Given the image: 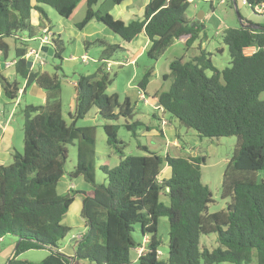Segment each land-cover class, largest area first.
<instances>
[{
  "label": "trees",
  "instance_id": "obj_1",
  "mask_svg": "<svg viewBox=\"0 0 264 264\" xmlns=\"http://www.w3.org/2000/svg\"><path fill=\"white\" fill-rule=\"evenodd\" d=\"M81 1L0 0V53L5 57L13 44L17 77L26 81L25 87L35 84L46 95L42 106L22 109V152L13 151L11 163L0 165V240L17 239L6 264H76L79 260L93 264H132L133 260L136 264H252L253 258L255 264H264V179H256V173L264 171V101L258 98L264 92V32L225 28L221 40L230 58L227 68L217 70L209 54L201 50L190 61L174 59L163 76L169 81L167 91L154 95L162 114L200 139H236L221 189L225 208L209 214L212 197L201 183L200 173L204 157L159 156L142 145L137 149L145 155H125L124 143L117 138L118 126L107 123L124 119L121 126L132 136L141 128L151 131L138 120H127L133 113L127 98L119 103L115 94H106L112 84L107 64L117 53L126 54L124 48L100 40L84 43L86 50L93 45L101 52L94 73L78 76L70 126L62 116L60 78L28 67V41L36 37L31 13L36 11L40 21L48 23L40 8L45 5L69 19ZM109 1L120 5L126 0ZM98 3L85 0V15L75 23L76 29L95 22L126 44L143 34L150 43L146 57L154 62L173 41L189 47L200 32L197 25L189 26L187 0H149L142 17L128 22L95 9ZM245 5L251 10L264 8V0H245ZM52 45L53 58L60 60L58 41L52 38ZM251 46L258 51L244 56L242 50ZM54 69L60 71V66ZM150 76L146 72L137 83L141 94ZM0 86L9 100H15L17 82H9L0 72ZM92 108L105 122L102 130L107 147L119 159L114 168L101 166L103 184L94 180L95 129L75 127ZM159 134L162 136L160 129ZM67 145L76 148L69 176L82 177L91 186L88 192L56 193L65 174ZM163 164L169 169L167 179H160ZM76 195H81L84 229L73 243L72 256L67 257L60 253V243L73 230L62 221ZM161 196L167 198V205L160 201ZM162 217L168 221L165 257L157 254V225ZM202 238H213L216 247L207 249L200 243ZM141 248L143 252L133 258L131 253ZM30 250H47L48 255L36 263L17 258Z\"/></svg>",
  "mask_w": 264,
  "mask_h": 264
},
{
  "label": "rangeland",
  "instance_id": "obj_2",
  "mask_svg": "<svg viewBox=\"0 0 264 264\" xmlns=\"http://www.w3.org/2000/svg\"><path fill=\"white\" fill-rule=\"evenodd\" d=\"M223 1V3H221ZM132 7L126 10V14L117 19H129L133 14L132 19L140 18L141 5L143 0H130ZM235 7L238 16L243 22L264 26V13H258V8L254 7L252 10L241 4L240 0H234ZM122 4V3H121ZM125 4V3H124ZM123 4V5H124ZM123 5H113L109 0H99V3L95 6V9L101 12L109 13L113 18L115 12L113 7L122 8ZM233 2L229 0H194L190 3L187 10L186 17L194 22L198 17L204 16L199 20L197 25L200 29L197 40H195L191 46L185 47L183 42L173 41L171 45L165 50L161 57L157 61H151L146 57V53L136 59V65H130V62H126L124 53H117L116 57L112 61H121V65H112V68L108 67V74L112 78V84L107 88L106 94L117 96L118 102L122 103L125 98L129 100V104L133 110L132 115L128 116L127 120H138L143 123L144 126H150L151 133L149 134L143 128L136 131V136H132L131 132H127L121 125L124 123V119L120 118L118 121H109L108 124L118 126L117 138L124 143L123 152L125 155L141 156L145 153L137 149V145H142L148 148V150L155 152L159 156L166 154L174 156V152L166 144L173 138L169 136L163 137L159 134V120L162 118L169 126H172V133H175V139L179 145L183 147L182 156L185 155H200L205 158L204 164L200 167L201 183L206 185L211 193L212 203L208 206L207 213L212 214L219 212L225 208L226 201L221 199V189L225 180V167L229 161L233 149L236 144L234 137L218 138V139H200L194 131L187 130L182 127L176 119H171L169 115L162 114L157 109H151L155 99L154 95L157 92H165L168 89L169 81L163 80V76L169 73L168 64L174 60L181 58L183 61H190L193 57L197 56L201 51L209 54V58L213 67L221 71L229 66V54L227 47L222 43L221 34L225 28L239 27V20L235 12ZM40 8L45 12L48 23L44 21L50 29L56 34L60 33V40L58 45L61 51V59L48 57L44 61V65L41 66V71L52 75L55 73L60 78V102L62 105V116L65 124L70 126L72 120L69 114L73 113L72 95L74 93L73 82H76L79 75H89L96 70V62L99 59L101 49L97 46H90L87 50L84 47V43L92 42L89 38H84L80 30L76 29L75 23L81 21L85 15L86 5L85 1H81L75 10L73 11L69 19H64L56 14V12L48 6L40 5ZM129 17V18H127ZM92 24L101 26L98 23L92 22ZM84 29V28H83ZM108 30V29H107ZM109 31V30H108ZM110 32V31H109ZM104 41V37L99 39ZM107 43V42H106ZM202 43V44H201ZM108 44V43H107ZM30 47L39 48L40 44L37 40L32 42ZM86 57L87 61L81 63L80 59L82 54ZM77 55V56H74ZM13 52L8 53V58L12 59ZM75 57V62L69 65L67 59ZM46 58V57H45ZM94 60V61H93ZM60 66V71L55 72V67ZM150 71V82L147 85L144 94H140L137 83L142 76ZM156 73V74H155ZM155 74V75H154ZM205 74L210 76L211 73L206 71ZM154 75V76H152ZM17 81L22 85V80L16 77ZM21 98L20 108L25 105H31L38 107L44 104L42 100L36 96L30 95L29 91ZM259 100L264 101V92L258 96ZM147 102H151L152 105H147ZM17 109L15 113V119L18 123L22 122V113ZM155 113L157 118L152 117V113ZM161 115V118L159 116ZM131 117V118H130ZM23 118V117H22ZM105 123L97 115V110L92 108L86 117L76 121V128H88L93 127L95 129V159H94V180L97 184L105 183V176L101 171V166L106 164L107 168H114L118 164V155L110 150L105 143V135L102 130V125ZM22 125V124H21ZM16 130V137L21 135L19 127L14 124ZM169 145V144H168ZM66 162L64 165L65 174L70 173L73 170L76 161V148L75 145H67L66 147ZM22 149L19 150V153ZM169 177V169L163 164L160 174V179H167ZM256 179H264V171L256 173ZM160 201L167 205V198L160 197ZM74 205L70 207L72 212ZM69 212V214H70ZM75 227L76 224H72ZM78 227V226H77ZM80 228H78L79 230ZM77 228L73 230L78 231ZM157 237L160 241L159 251L162 257H165L168 251V221L162 217L158 220L157 225ZM13 240L11 237H5V241ZM201 244L206 246L207 249L216 247L213 238H202ZM70 245L69 239L60 243L62 246ZM4 244L0 245V249H4ZM61 253V252H60ZM138 252H132L131 256L134 258ZM48 255L47 250H30L20 254L17 258L27 262H40ZM255 264V258H253ZM6 260L0 254V264H5ZM76 264H93L85 260H79ZM132 264H136L133 260ZM230 264V263H221Z\"/></svg>",
  "mask_w": 264,
  "mask_h": 264
},
{
  "label": "crops",
  "instance_id": "obj_3",
  "mask_svg": "<svg viewBox=\"0 0 264 264\" xmlns=\"http://www.w3.org/2000/svg\"><path fill=\"white\" fill-rule=\"evenodd\" d=\"M85 1V0H84ZM149 0H143V4L141 5V15H143V9L144 6L148 3ZM125 3V4H124ZM221 3H223V1H221ZM124 4V5H123ZM86 5V4H85ZM123 5L122 8H118L117 7H113V11L115 12L116 15H114V19L117 18H121V16H124L126 14V10H128L129 8L132 7L130 0H126L124 2H122ZM131 18L129 19H120L122 21L128 22L130 20H133L131 15ZM203 15V19H204ZM142 17V16H141ZM140 17V18H141ZM31 24L33 27H35V31H36V37L30 41H28V51H27V55H26V60L29 56H32V60H31V66H30V70L33 72L39 71V72H43L41 71V66L44 65V61L48 58H43L38 60V56H37V49H35V47H30L29 45L32 42H36L37 38L40 36V33L43 29L48 30L51 34L53 39H56V34L50 29V27L45 23V22H41L40 18H39V14L36 11H33L31 13ZM79 33L82 34V36L84 38H89L92 41L95 40H99L100 38L104 37L105 42H107L108 44L111 45H119L120 47L124 48L126 50V57L124 58V60L126 62H130V65H136V59L140 58L142 56L143 53H146V51L148 50L150 43L149 41L145 38V36L143 34L139 35L137 39L133 40L132 42H130L129 44L126 43H122L119 40H117L114 35L109 32L105 27L102 26H97L94 25L92 23L88 24L84 29L80 30ZM22 40H25L26 37L22 36L20 37ZM57 38L56 40H60V33H57ZM202 44V43H201ZM10 51L13 52L14 50V46L13 44L10 46ZM34 52V54H30V52ZM85 53L82 54L81 57L84 56ZM13 56H14V52H13ZM77 56V55H74ZM94 61V60H93ZM14 57L12 59L8 58V53L7 55L4 57L1 53H0V72L2 73V75L7 78V80L9 82H17V84L19 85V91L17 94V97L15 98V100H9L5 95L4 92L0 86V165H8L11 163V154L13 153V151H17L19 152V150L22 149V138H23V134H22V125H23V116L20 118L22 119V122L18 123V120L15 119V113L17 111V109L19 108L18 111H22V109L25 106H31V105H25L24 107L20 108V104H21V98L25 95V93L27 91H29L30 95L36 96L37 98H39L40 100H42L43 102H45V93L40 90L35 84H31L27 87L26 86V81L22 80V85H20V83L17 81L16 77V73H15V69H14ZM67 62L69 63V65H72L75 62V57H72L71 59H67ZM121 65L122 62L121 61H112L109 62L107 65H109V69L112 68V65ZM45 73V72H44ZM156 74V73H155ZM154 74V75H155ZM152 75V76H154ZM150 82V81H149ZM76 82H73V87H75ZM149 84V83H148ZM157 93V92H156ZM155 93V94H156ZM141 94V93H140ZM74 98H75V91L72 95V104H73V108H74ZM147 105H152L151 102H147ZM42 106V105H41ZM151 109H157V104L154 102L153 106L151 107ZM158 110V109H157ZM161 112V110H158ZM155 115V113L153 112L151 115ZM159 118H161V115L159 116ZM17 122V126L19 127V132H21V135L16 137V130L14 128V124H16ZM159 129L162 132V136L165 137L167 136V138L169 136H171L173 139L169 140V145H167V147H170L171 150L174 152V156L171 157H186V156H194L192 155H185L182 156V151H183V147L181 145H179L178 141L175 139V133H172V131L174 130V128L172 129V126L168 125V122L166 123L164 120H162V118L159 120ZM22 124V125H21ZM150 127V126H148ZM149 134L151 133V131L148 132ZM170 156V155H169ZM91 190V186L89 184H87L82 177H78L75 179H71V177L69 176V173L64 174V176L59 180V182L56 185V193L58 195H63L69 191H77V192H88ZM75 204V208H73L72 212H70V208L67 212V214L64 216L62 224L65 226H68L69 228H71L72 230H75L77 228H80L77 232L72 231L64 240L69 239V243L70 245H66V246H62V248H60V252L62 254H64L67 257H71L73 254V243L76 239H78L81 234L82 231L84 229V223L80 217V210H81V195H76L74 198V201L72 203V205ZM71 205V206H72ZM70 212V214H69ZM72 224H76L75 227H73ZM78 226V227H77ZM13 240L10 241H5V237L2 238L0 240V245L4 244V249L1 250L0 249V254L2 257L5 258L6 262L8 259H10L13 254H14V249H15V242L17 241V239L12 238ZM5 262V264H6Z\"/></svg>",
  "mask_w": 264,
  "mask_h": 264
},
{
  "label": "water",
  "instance_id": "obj_4",
  "mask_svg": "<svg viewBox=\"0 0 264 264\" xmlns=\"http://www.w3.org/2000/svg\"><path fill=\"white\" fill-rule=\"evenodd\" d=\"M232 2H233V6L235 7L234 0H232ZM235 12L237 14V18L239 20L240 27L264 32V27L263 26L255 25V24H251V23H247V22H243L241 20V18L238 16L236 7H235ZM202 17H198V19H196V21L189 23V26L190 27H193L194 25H198L199 24V20H201ZM36 53H37V56H38V58H37L38 60L43 59V58H45L47 56L48 57H52L53 56V53H54V46L52 44L51 45H40L39 48L37 49V52ZM32 58H33L32 56H29L27 58V65H28L29 68L31 66V60H32ZM15 249H16V246H15ZM15 249H14V251H15Z\"/></svg>",
  "mask_w": 264,
  "mask_h": 264
},
{
  "label": "built area",
  "instance_id": "obj_5",
  "mask_svg": "<svg viewBox=\"0 0 264 264\" xmlns=\"http://www.w3.org/2000/svg\"><path fill=\"white\" fill-rule=\"evenodd\" d=\"M189 3H193L194 0H187ZM241 4L245 5V0H240ZM258 8V13L260 14H263L264 13V8L262 7H256ZM52 34L46 30V29H43L40 33V36L37 38V40L39 41V44L40 45H51L52 44ZM261 50L264 52V47L261 48ZM258 51V48L256 46H251V47H247V48H244L242 50V54L244 56H250L254 53H256ZM30 54H34V52H30ZM81 63H85L87 61L86 57L83 56L81 59H80ZM109 67V65H107V68ZM139 251V254L140 255L142 252H143V249H138L137 252ZM158 255H160V252H157Z\"/></svg>",
  "mask_w": 264,
  "mask_h": 264
}]
</instances>
